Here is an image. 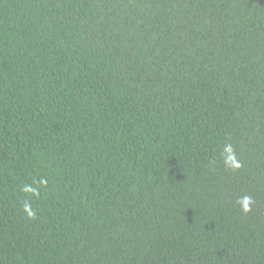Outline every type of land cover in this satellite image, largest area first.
Listing matches in <instances>:
<instances>
[{
  "label": "trees",
  "instance_id": "16d2710c",
  "mask_svg": "<svg viewBox=\"0 0 264 264\" xmlns=\"http://www.w3.org/2000/svg\"><path fill=\"white\" fill-rule=\"evenodd\" d=\"M0 264H264V0H0Z\"/></svg>",
  "mask_w": 264,
  "mask_h": 264
},
{
  "label": "clouds",
  "instance_id": "9594fccd",
  "mask_svg": "<svg viewBox=\"0 0 264 264\" xmlns=\"http://www.w3.org/2000/svg\"><path fill=\"white\" fill-rule=\"evenodd\" d=\"M252 200L250 197H245L244 198V203H243V207H242V211H244L245 213L251 211V205Z\"/></svg>",
  "mask_w": 264,
  "mask_h": 264
}]
</instances>
